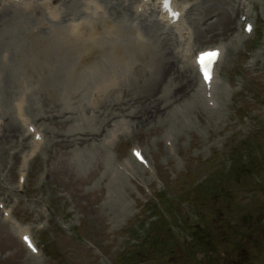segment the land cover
Returning a JSON list of instances; mask_svg holds the SVG:
<instances>
[{"label": "rangeland", "instance_id": "1", "mask_svg": "<svg viewBox=\"0 0 264 264\" xmlns=\"http://www.w3.org/2000/svg\"><path fill=\"white\" fill-rule=\"evenodd\" d=\"M101 1L131 41L128 49L139 48L136 26L150 52L142 62L132 58L136 69L127 71L122 90L94 110L89 74L79 77L71 68L74 54L55 52L53 63H32L23 48L33 27L52 37L39 19L52 20L4 11L16 39L0 43V85L7 88L0 91V264H264V0H177L187 5L193 52L225 48L215 108L194 80L191 95L178 98H172L175 77L161 81L167 56L176 71L188 67L179 56L185 45L177 49V36L156 16H138L125 0ZM82 3L59 5L66 15L82 12ZM244 10L256 23L255 36L244 35ZM227 18L238 23L228 34ZM25 85L28 117L46 139L21 179L32 138L14 111ZM119 122L126 129L106 144ZM91 131H99L96 138L80 135ZM81 138L88 145L71 143ZM134 147L143 148L151 169L133 159ZM5 210L29 229L41 256L24 248Z\"/></svg>", "mask_w": 264, "mask_h": 264}, {"label": "bare ground", "instance_id": "2", "mask_svg": "<svg viewBox=\"0 0 264 264\" xmlns=\"http://www.w3.org/2000/svg\"><path fill=\"white\" fill-rule=\"evenodd\" d=\"M58 3L59 0H1L0 43H4L5 40H10L11 42L16 39L15 34L6 30L5 23L7 20L5 18L4 11L7 10V7L13 8L15 11L29 10L31 13L40 16H42V11H44L46 16L50 19L59 23L64 22V26L56 27L53 24L46 22L43 16L39 19L40 26L43 28H49L53 36L42 37L41 29L37 27H33L27 33V37L29 38V41L27 42L29 45H23V48H25L29 53L28 56L31 57V61H33L32 63L38 61L44 64L53 63L55 62V52L65 55L74 54L75 63L71 68L76 69V74L79 77H82L84 74H89L88 79L91 80L88 98V103L90 106H95L99 94H102L99 104L109 93L118 95V92L122 90L127 71L136 69V66L132 63V58L135 57L136 60L142 62L150 52V46H146L144 35L141 34V31L136 26L134 27V34L136 35L135 44L137 43L136 45H138L139 48L133 47V49L130 51L126 44L131 43V41H128L124 38V29H122L121 25L108 17L107 8L100 0H83L82 12L81 10L74 12L67 11L68 14L66 15ZM122 4L123 6H129L131 4L132 8L137 13H144L143 16L149 14L151 15L148 16L150 18H154L156 16V21H158L159 18L162 23L172 26L173 28L168 29L166 26L165 27L168 31L172 32V34L170 33V37H172L173 34L177 36V49L183 47V44L181 43L183 40L188 41L187 47L185 44V49L179 51V56L181 62L188 63L189 69L183 70L182 72L176 71L175 68L172 67V62L170 61L172 57L167 56L168 62L161 74V81L166 82V80H172V77L174 76L178 82V85L173 92L172 98H178L182 96L187 97L191 95L192 82L194 80L196 82L195 85L193 83L195 89L198 92H201L208 99V101H214V104H216L214 80L210 84V88H208V86L202 82L198 72V67L195 65L193 55H191V31L187 26L183 16L179 18L177 23H171V20L162 14L161 5L151 2V0H125ZM150 5H152V7ZM175 6L177 10L181 11V13L187 9V5L181 4L176 0ZM110 7L113 9L117 8L113 7V5ZM238 10H240V5H238ZM64 16H70V19H66ZM245 16L249 18V12H246ZM237 25L238 23L233 21L232 18H227L223 29L225 33L228 34L234 28H237ZM218 48L221 50L223 49V47ZM205 50L206 49H203L201 51ZM201 51H196L194 56ZM191 60H193V62L190 65ZM37 72L40 74V76L42 75L41 70ZM33 75L34 74L31 73V80L33 79L37 84L41 85V81L33 77ZM199 81H201L202 85H200ZM114 85L117 87H114ZM4 90V93L6 94L7 88L0 85V91L2 92ZM29 90V87L25 85L23 91L21 90L22 93L19 94L15 100L16 115L21 124L23 126H27V131L31 126L35 128L33 139L30 143L32 146V152L29 155L22 157V177H24V171L26 170L28 157L34 154L36 150L39 149V147H42L46 139L44 131L41 129V127L39 125H33L30 123L31 119L28 117L27 113L29 101L28 95H30ZM195 93L193 92L192 96H194ZM50 94H54V92L50 90ZM119 100L120 98L118 101ZM103 102L101 104H103ZM99 104L96 105V107H98ZM161 110L163 109L160 108L159 112H161ZM7 113L8 112L5 109L4 114ZM1 123L2 121L0 118V124ZM124 127L125 126H123V128ZM15 131V129H10L9 134L15 135ZM106 132L107 130L104 129L103 133ZM97 133H99V131H91L87 134L80 133V135L92 136L93 138H96ZM115 134L116 132L114 131L113 135L115 136ZM37 135L40 136V139L36 138ZM73 142H76L80 146H86L89 143L86 138L74 139L71 141V143ZM26 231H28V229L18 227L17 234L19 237H21L27 233ZM39 254L40 251L38 252V255Z\"/></svg>", "mask_w": 264, "mask_h": 264}, {"label": "snow or ice", "instance_id": "3", "mask_svg": "<svg viewBox=\"0 0 264 264\" xmlns=\"http://www.w3.org/2000/svg\"><path fill=\"white\" fill-rule=\"evenodd\" d=\"M251 29L249 28V31ZM219 52L217 51H205L200 54L198 58V64L200 71L203 75V79L205 83H209L213 80V73H214V65L218 62ZM39 139V137H38ZM140 154L137 153V157L139 158ZM31 247V245H29ZM35 250V249H33Z\"/></svg>", "mask_w": 264, "mask_h": 264}]
</instances>
